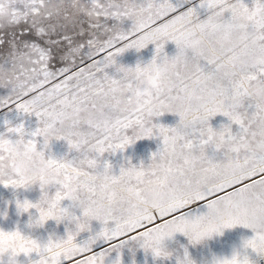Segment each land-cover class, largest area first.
<instances>
[{"label": "snow or ice", "instance_id": "snow-or-ice-1", "mask_svg": "<svg viewBox=\"0 0 264 264\" xmlns=\"http://www.w3.org/2000/svg\"><path fill=\"white\" fill-rule=\"evenodd\" d=\"M128 3L123 0L119 13L100 9L90 15L80 8L79 0H70V6L88 18L85 22L77 21L67 10L63 16L43 13L44 0H0V50L8 65L0 64V86H11V93L0 98V108L11 106L34 114L42 124L31 133L32 138H25L22 126L8 127L7 131L20 136L22 146L49 164L51 175L40 178V187L45 193L49 185L58 188L53 199L45 197L47 215L68 213L60 201L75 183L84 217L104 225L83 244L75 243L59 260L53 258V264H105L112 251L130 242L147 250L153 240L173 232L199 238L204 220H223V227L241 224L251 228L256 235L247 243L264 240V35L256 44L233 35L234 31L257 28L264 33V15L258 16L264 13V2L254 0V7L249 8L243 0H200L198 7L209 12L201 20L197 7L191 6L192 0H152L147 6L156 10L139 23L132 21V27L125 31L120 23ZM235 9L247 13L240 18L238 28L231 15ZM192 16L207 31L218 52L215 58L197 50L195 44L191 50L185 49ZM109 20L115 23L109 25ZM168 41L178 49L172 58L164 53ZM149 43L156 45L153 64L173 61L166 80L150 77L146 88L139 81H125L123 75L114 78L106 71L118 55L132 48L143 49ZM136 70H140L139 65ZM117 71L123 73L124 68ZM140 93L155 99L158 107L143 115L129 112L125 105ZM246 101L253 109L251 113L245 108ZM165 112L179 115L176 127L152 123L153 117ZM217 114L231 122L220 131L209 124ZM232 124L238 126L235 133ZM154 135L162 137L163 149L152 156L147 167L132 165L127 169L135 172L129 181L136 182L137 190L145 175L159 178L157 170L165 161L175 158L186 164L187 170L174 180L177 195L171 203L153 213L123 220L118 213L105 209L102 200L108 195L109 183L122 178L125 168L116 175L105 162L100 171L97 156L123 150L135 140ZM35 137H43L42 147ZM52 137L66 140L79 153L78 158L45 159L43 149ZM213 141L229 145L222 150V160L207 154ZM225 159L236 163L226 176L217 171ZM101 175L103 182L98 183ZM35 179L17 173L11 180L0 179V183L19 188ZM23 207H35L40 219L45 218V208L40 204L25 201ZM201 208L206 214L193 217ZM87 227L77 223L68 240H75ZM98 242L104 245L100 251ZM155 255L159 256V251Z\"/></svg>", "mask_w": 264, "mask_h": 264}, {"label": "rangeland", "instance_id": "rangeland-1", "mask_svg": "<svg viewBox=\"0 0 264 264\" xmlns=\"http://www.w3.org/2000/svg\"><path fill=\"white\" fill-rule=\"evenodd\" d=\"M123 3V0H121ZM132 0H129V3ZM137 3L142 0H136ZM174 2V0H173ZM243 2L249 7H254V0H243ZM264 2V0H262ZM46 0H44V5ZM69 0H55L48 8L43 7L42 12L50 14L55 17L57 14L63 16L65 11L70 15H75L77 21H87V17L82 13H77V10L71 6H67ZM83 3V0H81ZM200 0H192L193 7H197L199 13V19L203 20L207 18L209 12L204 8H199ZM229 14H226V18ZM52 22H55L53 19ZM109 25L115 23V21L109 20ZM87 27V24L84 25ZM120 27L127 31L132 27V21L124 19L120 23ZM32 39H37L35 36ZM156 45L148 44L145 48L136 50L135 48L128 49L124 53L116 57V65L106 69L109 75L114 78H119L123 75L122 72H118V68L134 69L138 65L140 67L145 66L152 61L156 55ZM0 50V64L8 65L5 63L4 56ZM164 53L169 58L177 55L178 49L173 41H168L164 45ZM11 93V86H0V98H4ZM248 103L245 102V108L249 113L253 111L252 108H248ZM243 111V109H241ZM180 117L178 114L165 112L158 117L152 118V123L156 125H163L169 128L176 127L179 124ZM228 117L217 114L209 120L210 126L220 131L223 127L230 124ZM22 126L26 134L25 138H32L31 133L35 132L38 128L42 127L41 121L34 114H27L16 110L9 106L6 108H0V135H7L10 138H17L15 134L8 133V127ZM233 132L238 130V126L231 125ZM131 134V132H129ZM38 141V147L43 146V137H35ZM163 149V139L160 136H152L135 140L123 150H117L116 152H106L103 156H97L99 162V169L103 171L104 163L107 162L111 165V172L118 175L120 169L128 168L132 165L140 167L141 165L147 167L152 160V156ZM45 159L51 158L54 160H75L78 158L79 153L71 148L66 140H58L52 137L48 141V146L43 149ZM207 154L217 160L224 158L223 151H217L212 147L207 149ZM2 156V155H0ZM3 157V156H2ZM58 186L49 185L46 189V193L40 187V178H36L35 181L29 182L23 187L15 188L13 186H5L0 183V231L4 234L19 233L31 237L33 241L37 242H56L64 240L68 237L69 232L76 231L75 217L83 218V209L78 202H73L65 197L60 201V207L68 210V214L72 219H62L57 221L55 218H49L41 223L40 211L35 208H28L27 210H21L17 203L23 204L25 201L30 202L33 205L40 204L42 208L47 209V200H51L55 196V192ZM207 210L201 208L199 211L193 214V217L206 214ZM88 227L86 230L81 231L76 237L77 244H83L90 237L99 233L104 225L94 219L90 218L87 221ZM256 233L249 227H245L241 224L234 225L233 227H224L218 233H213L209 237H205L199 243H193L183 233H174L172 237L165 239L164 246L167 255L156 256L151 251L145 250L136 243H128L124 247L120 248L119 252L112 251L105 259V264H115L117 257H120V264H181L185 256L190 257L196 264H210L213 257H228L236 251L243 252L245 242L255 237ZM78 241V242H77ZM104 245L98 242L97 251H100ZM247 254L250 258L256 262V264H264V257L258 256L252 249H247ZM40 260V253L38 251L27 252L21 250L16 254V259L12 260L5 257H0V261L3 264H32L34 261ZM27 261L29 263H27ZM46 264V262H44ZM61 264H64L61 261Z\"/></svg>", "mask_w": 264, "mask_h": 264}, {"label": "clouds", "instance_id": "clouds-1", "mask_svg": "<svg viewBox=\"0 0 264 264\" xmlns=\"http://www.w3.org/2000/svg\"><path fill=\"white\" fill-rule=\"evenodd\" d=\"M55 0H46L44 5L48 8L50 4ZM152 3V0H142L137 3L136 0L127 4V13L124 19H129L134 22L143 21L146 16L156 9L149 8L147 5ZM67 6H70V0ZM79 6L90 15H94L97 10L102 9L104 12L109 14L116 12L119 13L122 8L121 0H79ZM231 15L236 19L239 27V21L241 17H245L247 13L240 9H235L231 12ZM264 15V13H258ZM119 19V17H117ZM191 21V27L188 29L190 35V41L184 43L186 50H191L193 44H195L197 50H203L210 58H215L218 52L213 47L209 40L208 33L204 27L197 22V17L192 16L189 18ZM188 21H185L187 23ZM181 25H178L180 27ZM240 35L247 39L249 43L256 44L261 39L262 33L258 28L256 30H247L237 33L233 32V35ZM151 44V43H149ZM116 62V57L114 58ZM116 65V63L114 64ZM113 65V66H114ZM173 61L169 59L167 62L160 61L153 64L152 61L137 71L134 69H124L123 79L125 81H139L143 83L147 88L149 85V78L159 76L160 80H166L173 68ZM244 87H247V83H244ZM180 99H184L183 91L180 92ZM129 112H133L139 115H143L150 109H156L158 102L150 96L144 95L143 93L133 95L130 103L125 105ZM51 139V138H50ZM49 139V140H50ZM219 145V147H217ZM217 151L227 150L229 147L228 143L222 141H213L209 146ZM0 155L3 159L0 160V179L11 180L17 173H20L27 177H49L51 175V169L49 164L38 156L36 153L28 150L21 144V137L13 139L7 135H0ZM236 166V163L231 159L223 160L217 167V171L221 175L230 174L231 170ZM187 165L182 161H177L175 158L165 161L161 168L158 169V179H151L149 175H145L143 182L139 184V190H137V184L135 181L130 182L129 176H135V172H129L125 168V173L122 178L118 179L115 183H109L108 195L102 200L103 207L110 209L113 212L118 213L123 220L136 219L139 215H147L153 213L160 208L168 205L177 195L174 190V180L179 178L182 173L186 172ZM70 170V169H69ZM119 175V174H118ZM98 183H102V175L97 180ZM17 188V187H15ZM77 185L73 183L71 187L65 190V197L73 202H78L77 199ZM21 210H25L23 204L20 207ZM45 218L40 219L38 223L43 222L53 216L62 219H72L70 214L53 213L51 216L47 215V209H45ZM91 217H83L77 223L87 224V221ZM204 227L201 229L202 235L199 238H189L193 243H199L205 237L211 236L213 233H218L222 230L224 221L214 220L209 223L208 220L202 221ZM171 234H165L162 238L153 240L147 250L151 251L154 255L156 251H159V256L167 255L165 251L164 241L167 238L173 236ZM75 240L69 241L68 238L59 240L56 242H37L33 241L31 237L21 235L17 233L4 234L0 236V257L9 258L12 260L16 259V254L22 249L27 252L38 251L40 253V260L34 261L32 264H53V258L59 260L61 254L68 249H71L75 245ZM243 248L245 251H236L230 258L228 257H213L210 264H256L250 256L247 254V249H252L258 256L264 257V240L256 239L254 243L245 242ZM120 249L114 251L119 252ZM115 264H120V257H117ZM181 264H196V261L188 256H185Z\"/></svg>", "mask_w": 264, "mask_h": 264}, {"label": "bare ground", "instance_id": "bare-ground-1", "mask_svg": "<svg viewBox=\"0 0 264 264\" xmlns=\"http://www.w3.org/2000/svg\"><path fill=\"white\" fill-rule=\"evenodd\" d=\"M75 242H76V240H75ZM78 242V241H77ZM27 263H29L28 261H27ZM26 264V263H25Z\"/></svg>", "mask_w": 264, "mask_h": 264}]
</instances>
